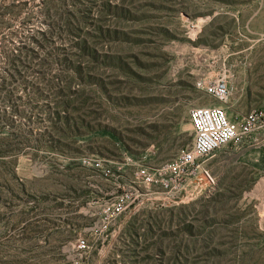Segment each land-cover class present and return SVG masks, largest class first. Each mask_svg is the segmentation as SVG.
<instances>
[{
  "label": "rangeland",
  "instance_id": "obj_1",
  "mask_svg": "<svg viewBox=\"0 0 264 264\" xmlns=\"http://www.w3.org/2000/svg\"><path fill=\"white\" fill-rule=\"evenodd\" d=\"M44 1L0 23V264H264V128L205 163L214 185L160 171L191 108L264 113V0Z\"/></svg>",
  "mask_w": 264,
  "mask_h": 264
},
{
  "label": "built area",
  "instance_id": "obj_2",
  "mask_svg": "<svg viewBox=\"0 0 264 264\" xmlns=\"http://www.w3.org/2000/svg\"><path fill=\"white\" fill-rule=\"evenodd\" d=\"M202 89L213 101L223 104L227 101L228 86L224 77L203 81ZM188 116L194 134L191 149L182 150L160 171L181 179H199L210 186L214 185V178L205 163L221 148L229 144L242 145L264 128V113L261 110H252L238 120H231L223 106L204 105L191 108ZM137 175L140 185L154 183L153 173L147 167L138 168ZM137 198L138 195L123 189L104 208L103 226L106 227Z\"/></svg>",
  "mask_w": 264,
  "mask_h": 264
},
{
  "label": "trees",
  "instance_id": "obj_3",
  "mask_svg": "<svg viewBox=\"0 0 264 264\" xmlns=\"http://www.w3.org/2000/svg\"><path fill=\"white\" fill-rule=\"evenodd\" d=\"M44 1V0H43ZM47 0L44 1V3H46ZM16 3H19V0H12L11 5H7L3 8H1L2 10V14H0V23H1V19L10 11L12 10V8H14L16 6ZM23 47H16L15 48V52L14 53H8L7 54V63H8V67L11 68L12 71V76H15L19 73L20 71V67H22L20 64L23 61L24 55L26 54L24 51ZM9 61V62H8Z\"/></svg>",
  "mask_w": 264,
  "mask_h": 264
},
{
  "label": "crops",
  "instance_id": "obj_4",
  "mask_svg": "<svg viewBox=\"0 0 264 264\" xmlns=\"http://www.w3.org/2000/svg\"><path fill=\"white\" fill-rule=\"evenodd\" d=\"M225 110L227 112L228 117L231 120H238L239 118H241V116H243V115L233 114L232 112L229 113L226 108H225Z\"/></svg>",
  "mask_w": 264,
  "mask_h": 264
}]
</instances>
